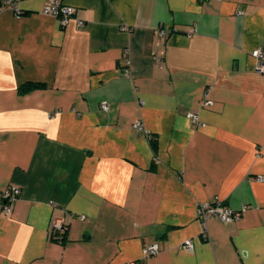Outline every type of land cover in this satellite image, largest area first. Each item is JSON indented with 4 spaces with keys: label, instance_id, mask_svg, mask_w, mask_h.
<instances>
[{
    "label": "crops",
    "instance_id": "crops-1",
    "mask_svg": "<svg viewBox=\"0 0 264 264\" xmlns=\"http://www.w3.org/2000/svg\"><path fill=\"white\" fill-rule=\"evenodd\" d=\"M45 2L0 11V264H264V0Z\"/></svg>",
    "mask_w": 264,
    "mask_h": 264
},
{
    "label": "built area",
    "instance_id": "built-area-1",
    "mask_svg": "<svg viewBox=\"0 0 264 264\" xmlns=\"http://www.w3.org/2000/svg\"><path fill=\"white\" fill-rule=\"evenodd\" d=\"M23 1L25 0H0V11L9 9L12 10L17 17H20L22 15V12L19 8V5ZM200 1L205 2L220 0ZM75 13V9L65 5L63 3V0H46L42 10L43 15L56 18L61 28H65L72 20H76L78 27H82L84 25L83 21L78 20L75 17ZM166 34L167 33L164 30L160 31L161 37H164ZM251 57L255 61L254 71L264 78V43L251 53ZM201 106L204 108L212 107L213 101L205 96V98L201 102ZM102 108L107 110V106L105 104ZM187 118L193 125L200 126V122L196 114L190 113ZM135 127L139 131H144L143 127L140 124H136ZM259 180H261V178ZM20 195L21 191L17 187H10L4 191H0V212L8 216L11 213L14 204L20 198ZM242 211H235L223 205V203H221L218 199H214V201L210 203L200 205L197 211V218L203 224L207 223L210 219H216L224 224H229L239 220ZM65 234L66 226L64 220L54 219L51 227L52 239L56 241L60 240L65 236ZM203 237L205 238V234H203ZM184 249L191 251V242H186L184 245ZM159 251V246L157 243H155L144 249V255L146 257L157 256L159 254Z\"/></svg>",
    "mask_w": 264,
    "mask_h": 264
},
{
    "label": "trees",
    "instance_id": "trees-1",
    "mask_svg": "<svg viewBox=\"0 0 264 264\" xmlns=\"http://www.w3.org/2000/svg\"><path fill=\"white\" fill-rule=\"evenodd\" d=\"M45 88V85L44 84H40V83H26L24 84L23 86H21L19 88V92L21 94H25V93H29V92H32V91H35V90H40V89H43ZM154 149L156 148V144L155 142L152 143Z\"/></svg>",
    "mask_w": 264,
    "mask_h": 264
}]
</instances>
